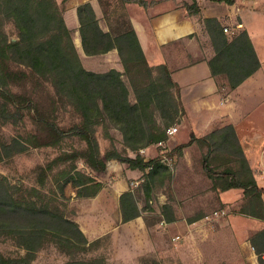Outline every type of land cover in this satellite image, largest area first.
I'll use <instances>...</instances> for the list:
<instances>
[{"label": "trees", "instance_id": "16d2710c", "mask_svg": "<svg viewBox=\"0 0 264 264\" xmlns=\"http://www.w3.org/2000/svg\"><path fill=\"white\" fill-rule=\"evenodd\" d=\"M57 0H0V127L2 124L22 126L19 137L1 141L0 155L13 157L34 147H61L67 137H77L84 148L63 152L49 162L42 171L41 181L54 165L70 163L61 172L65 186H77L78 196H94L103 187L95 177L78 169L76 162L83 159L96 172L107 171L108 160L127 163L132 169L146 174L148 183L159 176H171L162 157L146 160L139 150L168 140V128L184 112L180 99V85L167 63L151 65L130 21L113 22L111 14L125 10L126 3L145 0H99L109 30L105 31L91 3L78 9L83 47L88 55H100L117 48L124 72L111 69L106 72L87 69L74 42L73 30L67 25L64 12L66 2ZM234 4L235 0H217ZM108 7V8H105ZM189 14L201 12L199 3L184 2ZM123 16V15H122ZM14 23L18 35L11 39L4 25ZM216 54L209 61L212 75L224 79L229 89H235L255 74L262 62L247 29L232 36L216 17L204 19ZM126 75L130 85L125 81ZM135 101L131 99V93ZM59 108L71 112L73 120L61 124L57 119ZM114 126L123 135L122 151L116 147L102 155L97 138V127ZM21 131V130H20ZM190 143L208 147L201 156L204 174L212 179L213 191L232 188L244 191L246 202L240 213L264 220V187L260 186L243 149L235 127L227 124L212 134H191ZM184 146H179L182 150ZM137 152L130 156L128 150ZM49 170V171H48ZM148 170V171H147ZM162 181V179L160 180ZM22 188L12 184L0 173V233H6L25 255H6L0 251V264H33L36 251L47 242L67 243L79 248L90 243L78 222L70 219L50 200L43 205L19 195ZM122 222L141 215L138 199L128 190L120 196ZM166 219L172 207L164 206ZM193 217V222L199 218ZM92 243V242H91ZM251 243L264 264V229L251 237ZM66 264H108L103 258L72 259Z\"/></svg>", "mask_w": 264, "mask_h": 264}, {"label": "rangeland", "instance_id": "374dc122", "mask_svg": "<svg viewBox=\"0 0 264 264\" xmlns=\"http://www.w3.org/2000/svg\"><path fill=\"white\" fill-rule=\"evenodd\" d=\"M232 5L236 13L235 25L224 26L222 24L224 31L225 27L229 29L225 33L232 36L244 28L247 29L253 44L255 40L258 49L264 55V0H235ZM113 17L115 18L113 22L118 19L120 22L129 21L128 14L124 9L117 12L116 16L111 14V20ZM102 19L107 25L108 21L105 20L104 15ZM239 20L243 23H240ZM4 28L9 38H17L18 32L14 23H5ZM82 61L84 66L92 71L106 72L111 70L107 68L104 61L97 57L89 61L85 58V62L83 59ZM118 65L120 69H112L124 72L120 57ZM124 79L130 85L126 75H124ZM216 81L222 93L232 91L225 86L224 79L221 77L216 78ZM131 99L135 101L133 92ZM180 99L184 112L180 113L176 122L171 126L177 127V132L169 134L167 131L168 140L150 145L152 147L151 153L146 151L147 147L139 150V154L146 160L161 156L162 163L169 168L170 177L164 178L161 175L150 184L143 171L135 169L136 172L134 173L127 163H122L116 159L108 160L110 163L119 164V167L111 172L108 169L104 172H96L83 159L76 162L80 171L95 177L103 185H112L116 181V177L123 176V182L129 183V190L133 191L138 199L141 209L140 225L134 223L123 225L116 230L115 234L107 233L94 240H89L90 243L81 245L79 248L69 246L65 242L61 244L47 242L44 247L36 251L33 264H66L72 259L93 260L96 258H103L108 264H196L195 256L197 253L208 261L216 259V256H221L220 252H223L225 257L228 255L227 247L232 246L235 242L230 228L226 227L228 222H232V217L236 218V224L240 227L241 233L247 229L254 230L250 237L264 229L256 223H259L257 221L259 218L253 221L252 216L240 213L246 202L243 189L232 188L221 192L213 191L212 179L204 174L201 164V156L203 152H207L208 147L198 143H190L192 132L197 136H204L214 133L227 124H232L234 127L235 125L229 120H226L225 123H217V120L222 119L223 116H221V111L217 114L220 108L216 104L203 110L188 111L181 98V89ZM2 101L3 98L0 96V104ZM57 119L61 124H69L73 120V115L71 112L59 108ZM207 121L209 122L206 123ZM21 128L22 126L2 124L0 127V149L2 140H11L13 137L25 135L24 133L21 134L23 132ZM235 130L238 135L236 127ZM96 135L103 156L113 146L120 151L125 148L123 135L114 126L106 129L100 125L97 127ZM19 139L27 143L22 138L19 137ZM181 145L184 147L179 150ZM28 146L27 150L13 157L0 155V173L7 176L12 184H19L22 188L18 192L19 195H23L28 200L34 199L39 205L54 200L64 215L76 221V217L88 207L86 206L88 199L78 196L79 189L72 183L64 187V192L61 191V185L66 178L61 175V172L65 169L69 171L70 163L55 164L52 171L48 170L44 183L40 179L42 171L39 167H46L49 162L63 152H73L75 149L84 148L85 144L77 137H67L62 146L58 148ZM128 153L133 157L137 155V152L131 149L128 150ZM124 174H127L126 178H124ZM129 175L130 178H128ZM161 179L162 181H160ZM229 191L231 192L229 193ZM166 204L172 207V212L169 214L177 218L173 222H168L166 219L164 209ZM222 211L225 213L216 215V212ZM102 212L100 211V213ZM201 215V218L193 222L189 221L190 218ZM259 220H261L260 222L264 221ZM107 223L113 225L117 222L110 218ZM0 251L12 256L27 253L24 247L18 246L11 237L3 232L0 233Z\"/></svg>", "mask_w": 264, "mask_h": 264}, {"label": "crops", "instance_id": "0c3cea01", "mask_svg": "<svg viewBox=\"0 0 264 264\" xmlns=\"http://www.w3.org/2000/svg\"><path fill=\"white\" fill-rule=\"evenodd\" d=\"M57 1L61 3L63 0ZM145 1L147 5L138 2L126 3L125 10L150 64L167 63L169 65L174 80L180 85L181 98L188 111L203 110L213 104L220 108L217 114L221 111L223 118L217 120V123L221 124L229 120L235 125L258 183L264 187V55L253 38L262 60V67L236 89L226 93L221 92L209 66V61L215 56L216 51L205 28L204 19L216 17L224 26H233L236 16L234 6L217 0H196L201 12L192 15L183 7V3H192L195 0ZM85 3H91L100 19L101 27L105 31L109 30V26L102 19L104 7L99 0H68L66 2L64 17L67 25L73 30L74 42L82 59L85 62V58L89 61L97 57L104 61L108 69H120L117 48L100 55H88L85 52L78 16L79 7ZM239 22L243 23L241 20ZM146 151L151 153L152 147H147ZM118 167V163L108 161L109 172ZM131 171L136 172L135 169ZM126 177L127 174H124V178ZM130 177L129 175L128 178ZM122 179L123 176L116 177L112 185H103L94 196H82L88 199L86 205L88 207L76 217V221L90 241L107 233L115 234L116 230L123 225L131 223L140 225V217L122 222L120 196L130 188L129 183L125 184ZM110 218L117 223L108 224L107 220ZM251 219L257 220L254 217ZM231 221L226 227L230 228L235 242L227 247L228 255L225 257L223 252H220L221 256L208 261L197 253L196 264H260L251 243L250 234L254 230L247 229L241 233L240 227L236 224V218L232 217ZM257 221H259V223L256 222L257 225L263 228L264 221L260 222L259 219Z\"/></svg>", "mask_w": 264, "mask_h": 264}, {"label": "built area", "instance_id": "2783aa9c", "mask_svg": "<svg viewBox=\"0 0 264 264\" xmlns=\"http://www.w3.org/2000/svg\"><path fill=\"white\" fill-rule=\"evenodd\" d=\"M229 29L228 27H225V31L227 32ZM178 128L177 127H170L168 132L169 134H174L175 132H177ZM225 213V211H222V212H216V215H221ZM175 239H178V237H175Z\"/></svg>", "mask_w": 264, "mask_h": 264}]
</instances>
